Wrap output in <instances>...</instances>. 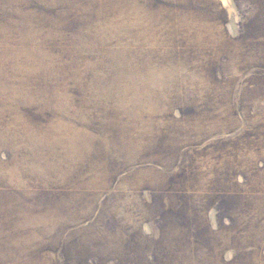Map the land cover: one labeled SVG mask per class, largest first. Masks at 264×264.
Listing matches in <instances>:
<instances>
[{"label":"rangeland","instance_id":"obj_1","mask_svg":"<svg viewBox=\"0 0 264 264\" xmlns=\"http://www.w3.org/2000/svg\"><path fill=\"white\" fill-rule=\"evenodd\" d=\"M0 264H264V0H0Z\"/></svg>","mask_w":264,"mask_h":264}]
</instances>
